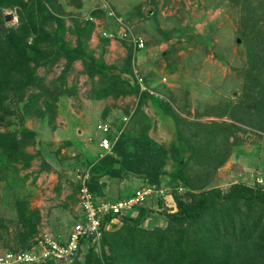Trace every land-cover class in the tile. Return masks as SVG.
Returning a JSON list of instances; mask_svg holds the SVG:
<instances>
[{
    "label": "trees",
    "instance_id": "16d2710c",
    "mask_svg": "<svg viewBox=\"0 0 264 264\" xmlns=\"http://www.w3.org/2000/svg\"><path fill=\"white\" fill-rule=\"evenodd\" d=\"M145 1L151 5L146 11H142L139 4L124 15L116 11L131 28L129 37H116L126 47L123 62L118 67L106 64L101 57L95 58L87 46L95 26L91 19H108L105 10H92L84 21L72 17L74 25L70 32L75 35L72 45L65 39L67 29L59 17L62 4L58 5L55 0H0V183L5 192H10H3V201L15 202V222H18L14 236L7 240V228L0 219L2 253L17 255L33 249L35 252L41 240L35 237L40 222L38 210L29 209L28 201L18 196L14 188L22 186L27 177H20L19 171L27 169L36 156L42 159L37 174L50 172L52 167L42 155L46 146L41 134L24 123L32 119L43 126L49 125L50 130L55 128L53 122L60 99L77 94L75 85L66 87L65 77L72 65L79 62L81 73L90 82L87 99L136 98L132 113L128 115L127 109L124 112L128 115L125 124L109 123L107 111L102 113L100 124H108L109 130L99 132L98 137L92 135L91 144L107 138L112 144L110 151L102 153L97 147L93 160L82 155L78 161L85 168L83 184L93 202L98 203L105 197L110 181L138 180L142 185L133 193L145 187H151L153 193L136 208L134 216H120L119 227L111 224L105 229L116 218L105 215L98 243L81 240L82 248L79 245L69 262H57L51 257L40 264H264V189L257 183L251 186L233 183L225 191L210 187L215 171L230 157V146L239 143L237 132H243L246 127L264 134V3L260 1L254 6L250 0H227L242 14L244 28L239 37L247 53L246 65L241 70L242 91L238 103L218 106L213 108L214 112L196 109L193 121H185L173 107L172 92L166 91L167 99L151 93L149 90L156 87L154 81L138 72L136 54L142 49L132 42V37L140 38V35L135 33L131 23L134 17L156 18L155 13L151 14V10L156 9L153 0ZM72 3L75 9L82 8L81 0H72ZM110 8L114 7L110 5ZM6 10L14 12L16 25H6ZM105 26L106 33L110 32ZM113 29L117 27L113 25ZM157 32L165 40L180 36L176 30L164 32L157 27ZM99 38L102 45L109 42L106 36ZM60 61L63 63L59 75L47 82L44 74L57 67ZM39 69L43 70L42 75ZM175 71L170 67L168 72ZM148 106L153 108L156 122L164 123V118L173 121L179 133L177 139L166 144L150 137L149 130L154 122L144 112ZM210 114L228 117L230 122L207 124L199 120ZM215 131H220L216 143L208 148L207 136ZM34 145L40 146L36 155L25 152L27 146ZM71 145L70 140H65L52 155L61 163L60 150ZM81 181L70 185L72 189L66 204L58 209L64 210L67 203L78 202ZM60 190L57 185L56 194ZM166 195L171 196L175 210L164 207ZM152 203L161 208L160 212L150 207ZM152 214L159 217L162 224L145 227V221ZM70 222L71 225L66 224L68 228L74 223ZM59 234L52 237L62 244Z\"/></svg>",
    "mask_w": 264,
    "mask_h": 264
},
{
    "label": "rangeland",
    "instance_id": "374dc122",
    "mask_svg": "<svg viewBox=\"0 0 264 264\" xmlns=\"http://www.w3.org/2000/svg\"><path fill=\"white\" fill-rule=\"evenodd\" d=\"M55 1L58 5L62 4L63 9L59 12V17L67 29L65 39L73 45L75 35L70 32L74 25L72 17L84 21L88 11L98 6V3L103 0H82L83 6L80 12L75 10L72 0ZM104 1L111 3L114 9L123 15L126 12H132V7L138 4L142 11H146L151 6L145 0ZM260 1L264 3V0H250V3L255 6ZM153 2L156 9L151 10V14H156L155 20L152 18L141 20L134 17L131 23L132 28L136 30L135 33L148 42V47L136 54L138 72L149 81H154L156 86H153L154 90L145 87L150 89L151 93L162 96L163 99H167L166 91H171L175 100L173 107L185 121H193L196 109L201 112H214L213 108L218 106L238 103L242 91L241 70L247 62L246 47L239 37L244 26L241 24L242 14L238 7L227 0H153ZM4 13L14 16V20L6 25L15 24L14 12L5 11ZM93 23L95 26L87 43L88 50L95 58L101 57L106 64L120 67L126 53L125 45L116 38H111L107 44L102 45L99 37L103 35L105 25L108 26L110 23L101 18L99 20L93 18ZM157 27L164 32L179 31L180 36L165 40L157 32ZM166 51L168 54H165ZM62 63L63 61H60L57 67L44 74L47 82L59 75ZM167 65L168 68H166ZM170 67L176 69L172 74L168 72ZM81 71L82 65L75 62L66 74V87L75 85L77 94L60 99L53 130H50L49 125L43 126L37 120L28 119L24 123L26 127L36 129L41 134L43 144L46 146V149L43 148L45 150L42 155L52 167L50 172L37 174L42 159L36 156L27 169L19 171L20 177L25 175L27 177L22 186L14 188L18 196L21 198L24 196L28 201L29 209H37L39 212L40 222L35 237L42 235L55 237L57 232L64 234L68 228L66 224L71 225L69 220H72L73 215L79 212L76 202L67 203L68 206L64 210L56 208L66 204V197L72 189L70 185L80 181L85 171L84 166L78 164L82 155L93 160L95 153L98 152V143L91 144V138L92 135L98 137L97 125L102 119L103 111H107L106 121L109 123L116 121L125 124L136 104L134 96L99 101L87 99L90 82ZM38 73L42 75L43 70L39 69ZM198 104L201 106L198 107ZM126 109L128 115L124 113ZM144 112L152 118V123L154 122L149 130L150 137L166 144L172 139H177L179 133L175 130L172 120L164 118V123L156 122L153 108L150 106L145 107ZM199 120L207 124L213 121L230 122L228 117L219 118L212 115L201 116ZM243 129H245L243 132L236 133L239 143L230 146V157L215 171L210 187L225 191L233 183H244L248 186L257 183L264 189V134L246 127ZM219 133L220 131H215L213 135L207 136L208 148L216 143ZM65 140H70L72 145L60 150L59 159L62 161L60 163L52 152L57 150V147ZM39 148L40 146L36 145L27 146L25 152L36 155ZM99 150L102 152L101 149ZM21 167L19 164L18 169ZM111 182L115 184V187L111 188V193L107 190L110 195L116 193L119 186L116 184L118 181L109 183ZM123 182L126 181H121L122 185ZM16 184H13V187ZM57 185L61 188L59 194L55 191ZM124 185L119 187H125ZM141 185V181L131 180L121 196L133 192ZM3 192L5 189L0 183V219H3L7 228L5 236L7 240H10L14 236V228L18 222H15V202L5 203ZM6 192L10 193L8 190ZM163 203L166 209L175 210L171 196H164ZM150 207L155 212L161 210L160 207H156V203H152ZM154 216L157 217L152 214L147 218L145 227L155 225ZM157 220H160L159 217ZM112 224L119 227L121 222L117 219L113 220Z\"/></svg>",
    "mask_w": 264,
    "mask_h": 264
},
{
    "label": "built area",
    "instance_id": "2783aa9c",
    "mask_svg": "<svg viewBox=\"0 0 264 264\" xmlns=\"http://www.w3.org/2000/svg\"><path fill=\"white\" fill-rule=\"evenodd\" d=\"M119 36L127 38L130 35L126 34L125 30H121ZM132 39V42L137 48L143 47L144 41L142 38L132 37ZM97 128L103 133L109 130L107 124H99ZM98 145L106 152H109L112 147L111 142L104 137L101 138ZM85 179L86 175L81 179L82 186L78 194L82 219L74 225L67 237V241L59 244L49 235H44L39 242V247L41 248L39 254L21 252L14 255L12 253H5L0 255V264H40L45 259L51 257L55 258L57 262L67 261L78 250L81 240L90 239L91 242L98 243L101 237L102 219L105 215L111 214L116 217L110 221V224L106 226L107 228L110 227L113 220H117L120 216L126 215L128 211L143 204L146 198L153 193L151 187H145L136 190L131 196L121 200L94 203L91 194L83 184V180Z\"/></svg>",
    "mask_w": 264,
    "mask_h": 264
},
{
    "label": "clouds",
    "instance_id": "9594fccd",
    "mask_svg": "<svg viewBox=\"0 0 264 264\" xmlns=\"http://www.w3.org/2000/svg\"><path fill=\"white\" fill-rule=\"evenodd\" d=\"M98 4H100L98 7H100L99 9H102V10H105L106 11V13H107V17H108V20L109 21H111L112 22V25H114L115 27H117V29L116 30H114V29H110V32H107L106 33V31L105 32H103V36H106V37H108L109 39H111V38H116V37H118L119 39H123L124 37H121V36H119V32L121 31V30H125L129 35L131 34V28L127 25V24H125L124 23V20H123V17H120V16H118L117 15V13H116V10L114 9V8H110V4L109 3H107V2H105L104 0L103 1H101L100 3H98ZM96 9V8H95ZM107 9V10H106ZM94 10V9H93ZM6 11H11V10H6ZM5 12V11H4ZM149 12V11H148ZM7 15H10L11 16V18L9 19V20H5V16H7ZM88 16L89 15H87V17L86 18H88ZM16 17V16H15ZM17 18V17H16ZM16 18H15V24L14 23H10L9 24V26H11V25H16L17 24V20H16ZM4 20H5V23H9L11 20H14V16L13 15H11V14H5L4 13ZM92 20V22H93V19H91ZM105 29V28H104ZM135 38H137L136 36H135ZM140 38H142L143 39V41H144V44H143V47L142 48H138V49H142V51L143 50H145L146 48H145V39L142 37V36H140ZM138 54V53H137ZM142 89H144V87H142ZM100 124V123H99ZM98 124V125H99ZM105 124V123H104ZM97 125V126H98ZM108 125V124H107ZM97 130H98V128H97ZM99 131V130H98ZM100 132V131H99ZM100 140H101V138H100ZM100 140L98 141V144H99V142H100ZM97 144V146H98V148L99 149H101L100 147H99V145ZM102 150V153H107L106 151H104L103 149H101ZM86 174H82V177L80 178V181H81V179L85 176ZM78 194L79 193H77V199H78V208L80 209V214H79V218H78V220L76 221V222H74L73 224H72V227H71V229L69 230V232H68V235H69V233L71 232V230L73 229V227H74V225L76 224V223H78L82 218H81V214H82V211H81V207H80V204H79V198H78ZM124 199V198H123ZM121 200V199H120ZM117 201V200H116ZM100 202H104V201H100ZM112 202H114V201H112ZM137 208V207H136ZM136 208H134V209H136ZM134 209H132V210H134ZM131 211V210H130ZM129 212V211H128ZM127 212V213H128ZM105 229H106V227H105ZM68 235H67V237H68ZM43 236L44 235H42V236H39V237H41V240H42V238H43ZM52 239H53V237H52V235H49ZM40 240V241H41ZM39 241V242H40ZM55 241V240H54ZM67 241V238H66V240L63 242V243H65ZM84 241V240H83ZM62 243V244H63ZM79 245H81L80 246V248H82V244H81V241H80V244ZM38 247H37V249L35 250V252L37 251V250H40L41 251V248L39 247V243H38V245H37ZM78 249H79V247H78ZM25 253H33V254H36L35 252H34V249H33V251H31V252H27V251H24ZM77 252V251H76ZM6 253H10V252H6ZM40 253V252H39ZM2 254H5V253H2L1 251H0V255H2ZM70 260V259H69ZM69 260L68 261H64V262H69Z\"/></svg>",
    "mask_w": 264,
    "mask_h": 264
},
{
    "label": "crops",
    "instance_id": "0c3cea01",
    "mask_svg": "<svg viewBox=\"0 0 264 264\" xmlns=\"http://www.w3.org/2000/svg\"><path fill=\"white\" fill-rule=\"evenodd\" d=\"M82 1V0H81ZM100 4H98V6H99ZM110 5H112L111 3H110ZM83 6V5H82ZM98 6H96L95 8H100V7H98ZM75 7V6H74ZM113 7V6H112ZM95 8H93V9H95ZM92 9V10H93ZM76 11H78V12H80V10L81 9H79V10H77V9H75ZM92 10H89L88 11V13H87V15H89V13L92 11ZM96 19V18H95ZM99 20V19H98ZM105 20V19H104ZM108 19H106L105 21H107ZM108 23H110L109 24V26H107L109 29H113V25H112V22L111 21H107ZM128 181H126V182H123V185L125 186V187H119V186H123L122 185V183L121 182H116V184H118L119 186H118V189H117V192L116 193H113L112 195H110L109 193H108V191L111 193V188L112 187H115V184H112V182H111V184L110 183H107L108 185H107V188L105 189V197L104 198H102V199H100L99 201H116V200H120V199H123V198H125L126 196H128V195H131L133 192H131V193H126V194H123V196H121V193L122 192H124V188H126V186L128 185ZM120 188V189H119ZM108 190V191H107ZM116 189H114V191H115ZM152 201V200H151ZM148 203V202H147ZM145 205H147V204H145ZM57 210H58V208H56ZM78 213H76L75 215H73V219H72V221H74V222H76L77 220H78V218H79V214H80V209L78 208ZM137 209H134V210H131V212H130V215H135L136 213H137ZM65 212V211H64ZM126 214H128V213H126ZM155 217V216H154ZM156 219L154 220L155 222H154V224L156 225V226H159V225H161L162 224V220L160 219V220H157V217H155ZM70 221V220H69ZM146 222V221H145ZM72 227V226H71ZM71 229V228H70ZM70 229H66V232L64 233V234H62L61 232H60V236H59V238H58V240H60V241H62V242H64L65 240H66V238H67V235H68V232H69V230ZM57 233H59V232H57Z\"/></svg>",
    "mask_w": 264,
    "mask_h": 264
},
{
    "label": "water",
    "instance_id": "95a60500",
    "mask_svg": "<svg viewBox=\"0 0 264 264\" xmlns=\"http://www.w3.org/2000/svg\"><path fill=\"white\" fill-rule=\"evenodd\" d=\"M10 18H11L10 15L5 16V20H6V21L9 20Z\"/></svg>",
    "mask_w": 264,
    "mask_h": 264
}]
</instances>
